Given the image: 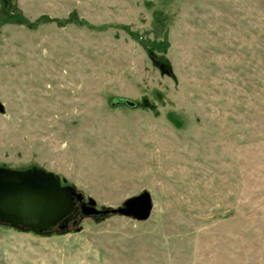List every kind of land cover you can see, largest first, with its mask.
<instances>
[{"label":"rangeland","instance_id":"1","mask_svg":"<svg viewBox=\"0 0 264 264\" xmlns=\"http://www.w3.org/2000/svg\"><path fill=\"white\" fill-rule=\"evenodd\" d=\"M0 168L153 202L0 222V264H264V0H0Z\"/></svg>","mask_w":264,"mask_h":264},{"label":"water","instance_id":"2","mask_svg":"<svg viewBox=\"0 0 264 264\" xmlns=\"http://www.w3.org/2000/svg\"><path fill=\"white\" fill-rule=\"evenodd\" d=\"M77 199L82 200L83 196L62 185L51 172L37 168L27 171L0 168V222L45 231L65 220L73 212ZM94 204L90 199L88 206H82L83 213L119 212L144 220L153 209L152 197L147 191L128 198L118 208L101 211Z\"/></svg>","mask_w":264,"mask_h":264},{"label":"flooded vegetation","instance_id":"3","mask_svg":"<svg viewBox=\"0 0 264 264\" xmlns=\"http://www.w3.org/2000/svg\"><path fill=\"white\" fill-rule=\"evenodd\" d=\"M76 202H81L80 204H81V210L83 211V209H82V206L85 204L86 206H88L89 204H87L83 199L82 200H76ZM97 214H99V213H97ZM62 227H64L63 226V224H62Z\"/></svg>","mask_w":264,"mask_h":264},{"label":"trees","instance_id":"4","mask_svg":"<svg viewBox=\"0 0 264 264\" xmlns=\"http://www.w3.org/2000/svg\"><path fill=\"white\" fill-rule=\"evenodd\" d=\"M67 219V218H66Z\"/></svg>","mask_w":264,"mask_h":264}]
</instances>
